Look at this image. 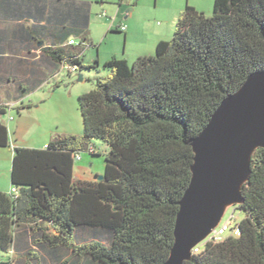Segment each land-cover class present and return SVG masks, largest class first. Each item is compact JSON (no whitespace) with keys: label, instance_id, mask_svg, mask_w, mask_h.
<instances>
[{"label":"trees","instance_id":"16d2710c","mask_svg":"<svg viewBox=\"0 0 264 264\" xmlns=\"http://www.w3.org/2000/svg\"><path fill=\"white\" fill-rule=\"evenodd\" d=\"M16 2L24 15L49 6L47 26L35 28L54 41L42 49L52 64L69 75L93 70L96 77L77 99L80 136L56 135L44 149H13L15 195L0 193V258L8 261L0 264H42L43 253L53 264H164L191 178L188 143L225 98L264 71V0H213L211 16L185 6L169 42L130 68L112 57L102 66L104 77L97 66L82 64L84 50L94 48L87 3ZM69 38L78 45H67ZM93 141L105 148L102 179L77 181L75 158L94 156ZM8 147L0 120V148ZM241 196L236 234L202 243L184 264H264V148L251 157Z\"/></svg>","mask_w":264,"mask_h":264},{"label":"water","instance_id":"95a60500","mask_svg":"<svg viewBox=\"0 0 264 264\" xmlns=\"http://www.w3.org/2000/svg\"><path fill=\"white\" fill-rule=\"evenodd\" d=\"M188 145L194 154L191 178L179 202L174 242L164 264L189 262L226 212L243 204L241 189L249 179L251 157L264 148V71L251 74L225 98Z\"/></svg>","mask_w":264,"mask_h":264},{"label":"rangeland","instance_id":"374dc122","mask_svg":"<svg viewBox=\"0 0 264 264\" xmlns=\"http://www.w3.org/2000/svg\"><path fill=\"white\" fill-rule=\"evenodd\" d=\"M67 1L85 2L90 7L87 39L90 40L94 48H86L84 50L82 54V63L83 66L88 67L89 60L95 59L97 56L101 67L98 73L100 77L106 75L105 72L102 71V65L106 63L112 55H115L119 60H123L129 68L137 59L135 52H138L140 49L151 45L152 50H150V53L153 55L155 49L153 46L154 43L149 42L153 36L150 37V35L147 34V31L149 29L156 31L165 27L167 9H169L174 3V0H124V3L126 4L131 1V6H133L129 7L131 12L126 13L128 9H118V0ZM212 8L213 2L210 5L209 11L204 15L211 16ZM175 23L173 24L172 22V24H170L169 34H167L168 36L166 37L164 36L163 42H169L172 39ZM128 24L131 25V32H129L126 39H124L122 33L112 32L120 25L127 26ZM71 39L72 40L70 41L77 46L79 43L78 39ZM84 44L88 45L89 43L85 42ZM60 75L63 82L60 83L61 86L58 90L52 91L54 86L51 83L50 87L36 91L22 100L23 105L26 106H29V102L32 103L30 106L31 111L18 112L17 106H19L21 102H17L5 109L7 114L0 116L1 122H3L8 128L13 124L12 119L16 122L19 118H22L21 124L25 129L19 137L22 148L35 147L38 145L39 140H41L38 136L47 138L49 135L48 132H55L62 129L64 125L69 124L70 122H73L76 126H80L82 133L77 99L80 95L89 92L93 88V80L96 77V72L90 70L82 71V73H77L75 75H69L63 70ZM78 75L84 76L83 82H77ZM14 98V92L7 89L5 90L4 88L0 90V101H6L11 105L13 104ZM13 107L14 109H12ZM9 117L12 119L9 120ZM10 135H12V132ZM92 148L96 152H99V154H94V157L91 159H89V157H83V162L88 164L90 160L92 166L90 169L92 172L96 171L100 175L104 171V158L102 156L104 147L100 141H93ZM6 154L7 152L5 149H0V193L1 191H9L10 189V173L6 172L5 166L2 163L5 161ZM6 195L9 196L8 193ZM229 214L233 215V221L235 224L242 219L237 207L229 209L225 214V218L228 217ZM66 257L67 256H64L62 260H66ZM0 259L1 262H8L4 257H1ZM42 259V264H53L51 259L44 253L42 254Z\"/></svg>","mask_w":264,"mask_h":264},{"label":"crops","instance_id":"0c3cea01","mask_svg":"<svg viewBox=\"0 0 264 264\" xmlns=\"http://www.w3.org/2000/svg\"><path fill=\"white\" fill-rule=\"evenodd\" d=\"M74 2L80 3L77 1ZM124 2L122 1L117 5L119 10L121 8L129 10L128 4ZM212 2L213 0H174L173 5L167 9L165 27L156 31L150 29L147 31V34L150 35V37L153 36L149 42L154 43V47L159 42H163L164 36L166 37L168 36L167 34H169L170 24L176 22L179 14L183 11L185 6H190L197 12L205 14L209 11ZM23 9L24 8H21V4L17 3L16 0H0V90L4 88L5 90L7 89L14 92L15 95L13 104L9 105L6 101H0V107H10L17 102H21L17 107H25L26 105H23L22 100L30 96V94L40 91L43 88L50 87L51 83L54 86L52 91L58 90L61 86L60 83L63 82L62 78H60L62 70L52 64L50 60L42 54V49L53 46L54 41L48 38V34L46 35L43 31L40 32L35 28V23L47 26L46 24L49 22V6L43 10L41 15H38L37 13L38 8L35 9L33 7L28 10V13H25L28 15H24V13L20 14L19 11H23ZM130 12L131 10L126 13ZM123 26L126 27L124 33V39H126L129 32H131V25L128 24L127 26ZM70 40L72 39H68L67 45H69ZM150 50H152L151 45L140 49L138 52H135L136 58L151 55ZM112 57L116 58L115 55H112ZM95 61H97V64H95ZM88 64V66H97V72H99L101 67L97 56L95 59L89 60ZM83 81L82 78L81 82ZM31 105L32 103L29 102V108L21 111H31ZM14 107L12 109H14ZM5 112L7 114V111ZM12 121L13 124H11V127L9 126L8 128L6 126L9 134V147L0 148L5 149L7 152L5 161L2 162L7 173H10L13 149L22 148L19 137L25 130L21 124L22 118H19L16 122H14L13 119ZM11 132L12 135H10ZM48 134L47 138L38 136L41 139L39 140L38 145H34L35 147H29L28 149H44L49 141L56 135L80 136L82 133L80 126H76V124L70 122L69 124L64 125L62 129L55 132L50 131ZM104 153L105 148H103V154ZM97 154H99V152ZM83 157H89V159H91L94 156L81 154L79 160L74 161L73 178L77 181L95 182L99 176H102L103 172L100 175L96 171L92 172L90 169V167H92L91 161L89 160L88 164L84 163ZM9 192L10 189L9 191H1V193L4 194H9Z\"/></svg>","mask_w":264,"mask_h":264},{"label":"built area","instance_id":"2783aa9c","mask_svg":"<svg viewBox=\"0 0 264 264\" xmlns=\"http://www.w3.org/2000/svg\"><path fill=\"white\" fill-rule=\"evenodd\" d=\"M118 30L121 33H125L126 27L121 25V26H119ZM69 45L70 46H73V45H75V43H73L72 41H70L69 42ZM9 120H11V118ZM75 160H79V156L76 157ZM9 193L14 194V192L12 190H10ZM233 220L234 219H233V215L232 214H229L228 217H226V218L224 216L223 219L221 220L220 224L218 225V227L208 236V238L204 242H215L216 243V242L222 241L224 239V237L229 232H232L233 234H236V232H235V226H236V224L234 223ZM198 247H196L193 250L192 253H196L198 251Z\"/></svg>","mask_w":264,"mask_h":264},{"label":"flooded vegetation","instance_id":"af4514ba","mask_svg":"<svg viewBox=\"0 0 264 264\" xmlns=\"http://www.w3.org/2000/svg\"><path fill=\"white\" fill-rule=\"evenodd\" d=\"M122 1L124 2V0H120L119 4H120ZM128 6L131 7V1H130V3H128Z\"/></svg>","mask_w":264,"mask_h":264}]
</instances>
